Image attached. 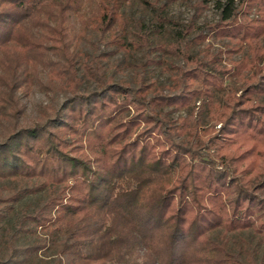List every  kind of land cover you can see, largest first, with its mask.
Listing matches in <instances>:
<instances>
[{
  "label": "trees",
  "instance_id": "obj_1",
  "mask_svg": "<svg viewBox=\"0 0 264 264\" xmlns=\"http://www.w3.org/2000/svg\"><path fill=\"white\" fill-rule=\"evenodd\" d=\"M124 1L100 0L94 13L95 29L123 48ZM209 1L197 2V16ZM84 2L0 0L10 75L0 83V264H29L50 241L51 264H264V0H216L219 21L200 27L195 18L171 40L151 43L162 25L137 30L152 52L137 85L101 79L90 92L79 89L67 44ZM158 19L165 30L175 24ZM210 38L227 48L214 52L203 45ZM246 47L249 55L223 65ZM54 55L64 66L51 73L69 94L43 121L25 123L18 91ZM158 66L172 72V93L157 88ZM245 71L243 87L226 83ZM194 106L197 115L173 117ZM204 117L221 124L219 134L201 128ZM41 193L35 210L22 205ZM12 225L47 237L19 244Z\"/></svg>",
  "mask_w": 264,
  "mask_h": 264
},
{
  "label": "rangeland",
  "instance_id": "obj_2",
  "mask_svg": "<svg viewBox=\"0 0 264 264\" xmlns=\"http://www.w3.org/2000/svg\"><path fill=\"white\" fill-rule=\"evenodd\" d=\"M99 1L85 0L83 10L85 16L75 17L74 30L70 36L71 42L67 43L71 58H73V66L78 70L79 79H82L79 82V89L86 92L100 88L101 79L104 81L113 80L114 82L126 81L133 86L137 85L139 75L143 70V64L147 60V54L152 53L150 46L143 44L137 30L151 31L157 25L159 28L162 25V35H159V38L156 35L151 36V43L153 40H171L174 38V30L176 28H184L195 18L197 19V25L203 27L206 23L219 21L222 15V9L216 6V0H210L207 8L199 16H197V2L199 0H174L164 11H161V6L168 3L169 0H126L121 8V12L128 22L123 48L111 37L109 38V34L103 35L95 29L96 17L94 13L97 10ZM236 7L241 13L240 5L237 4ZM159 15L170 18L175 24H169L166 27L169 30H165V24H161L158 19ZM253 15L255 14L252 13L251 16ZM226 42L228 40L210 38L203 45L210 43L213 46L212 50L217 52L218 49L227 48L224 46ZM259 43L264 48V37L260 39ZM245 55H249L248 48H239L237 51L230 53V55H224L222 63L224 66L233 67L232 62L242 59ZM51 60V63H46V65L39 63L31 67V85L29 87L24 86L18 91L20 104L24 106L26 112L22 119L25 123L31 124L43 121L46 113L50 112L52 107H59L69 94L68 90L65 89L68 85L66 79L64 77H56L54 73H51V67L53 69L55 67L58 68L55 62L63 66L64 64L55 55L51 56ZM173 63L179 66L184 64L182 60L176 58H174ZM2 64L0 58V83L6 78H10L8 70ZM146 68L148 69L149 66H146ZM248 73V71H245L242 76L228 75L226 83L234 87H243V77L248 75ZM153 74L159 91H163V93L173 92L168 87L172 84L171 71L165 67L158 66L153 67ZM200 103L201 100L197 101L195 105L199 106ZM196 106L190 109H182L174 113L173 117H187L189 112L197 115L198 109ZM212 126L214 128L212 134H219L221 124L211 122L204 117L201 128L208 129ZM259 172H262V168ZM45 199L46 195L42 193L32 195L24 199L22 205L28 208L29 211H33L42 205ZM9 232L11 233L10 235L17 232L16 236L19 244H32L47 237L42 230L38 231L36 235L26 231H18L15 225H12ZM56 253L57 244L50 241L49 247L35 255L29 264H51L56 257ZM0 259H6V250L2 246H0Z\"/></svg>",
  "mask_w": 264,
  "mask_h": 264
}]
</instances>
